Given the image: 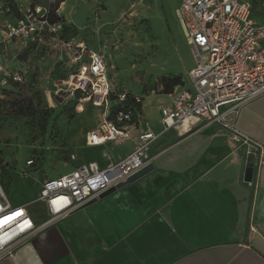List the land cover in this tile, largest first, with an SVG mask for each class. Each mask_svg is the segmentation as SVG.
Here are the masks:
<instances>
[{
  "label": "crops",
  "instance_id": "obj_1",
  "mask_svg": "<svg viewBox=\"0 0 264 264\" xmlns=\"http://www.w3.org/2000/svg\"><path fill=\"white\" fill-rule=\"evenodd\" d=\"M150 97L134 134L147 125L160 134L149 152L154 169L78 208L0 264H264V163L245 181V147L235 149L221 126L196 118L164 131L161 106L171 100L154 96L152 104ZM100 121L101 111L97 119L82 113L71 120L72 169L104 168L134 149L135 137L88 145ZM237 127L264 146V95L241 109Z\"/></svg>",
  "mask_w": 264,
  "mask_h": 264
},
{
  "label": "built area",
  "instance_id": "obj_2",
  "mask_svg": "<svg viewBox=\"0 0 264 264\" xmlns=\"http://www.w3.org/2000/svg\"><path fill=\"white\" fill-rule=\"evenodd\" d=\"M58 1L0 0V99L11 83L24 80L21 70L9 66L10 50L17 57L32 46H43L47 51L59 46L70 49L76 68L62 81L67 94L74 100L79 93L80 100L101 108V121L87 133V144L98 146L135 137L136 145L124 158L104 168L84 164L43 180L36 201L46 217L40 221L27 203L12 204L0 181V260L152 163L149 152L160 136L148 125L135 136L141 113L135 119L132 111L122 108L115 119H109L111 94L117 93L123 102L127 92H115L103 54L89 49L77 37H60L63 23L53 21L51 12V5ZM60 8L56 10L58 15ZM252 8L251 0H179L176 14L192 47L194 66L188 72L190 86L167 94L171 104L161 106V122L164 131L193 118L206 126L218 124L235 149L245 147L248 153L255 152L258 169L264 163V146L237 127L241 109L264 95V22L252 18ZM135 99L143 103L141 96ZM70 159L76 160V155L71 154ZM26 163L30 166L33 160ZM8 217L11 219L4 222ZM251 230L256 231L254 227Z\"/></svg>",
  "mask_w": 264,
  "mask_h": 264
},
{
  "label": "rangeland",
  "instance_id": "obj_3",
  "mask_svg": "<svg viewBox=\"0 0 264 264\" xmlns=\"http://www.w3.org/2000/svg\"><path fill=\"white\" fill-rule=\"evenodd\" d=\"M177 5L178 0H65L60 10L76 29L77 41L105 56L115 90L151 96L147 102L155 104L154 96L165 95L172 78L181 76L190 86L194 56ZM50 50L20 59L15 51L8 52L10 68L21 70L24 80L0 101V168L7 164L0 181L12 204L27 203L40 220L46 217L36 201L41 183L76 165L66 138L71 120L82 113L97 119L101 111L80 100L81 94L73 100L66 92L62 81L76 68L74 51L61 46ZM16 102L32 104L34 115H19ZM81 104L83 112L78 110ZM30 159L33 164L28 166Z\"/></svg>",
  "mask_w": 264,
  "mask_h": 264
},
{
  "label": "trees",
  "instance_id": "obj_4",
  "mask_svg": "<svg viewBox=\"0 0 264 264\" xmlns=\"http://www.w3.org/2000/svg\"><path fill=\"white\" fill-rule=\"evenodd\" d=\"M40 1V0H37ZM65 0H59L56 3H53L51 5V12H52V20L53 21H58V22H62L63 23V30L60 34V37L62 39H70L72 37H77L76 36V29L73 28L68 22H66L64 16L62 15H58L56 13V10L60 7L61 2H64ZM252 2V18L255 19L258 22H264V0H251ZM260 3L262 4V6L258 9L255 10V6H257V4ZM44 51L46 52L47 50L45 48H43V46H32L31 48L25 49L21 52L18 53V59L23 58L24 56H26L27 54H29V52L32 51ZM20 84V82H13L9 85L8 88H6L4 90L5 92V96L6 94H8L10 92V89L12 87H17ZM184 84V81L182 80L181 76H176L174 78H172L169 83H167L165 85V93L169 94L171 92H173L178 86H181ZM125 90H115V92H124ZM127 92V91H126ZM135 94H133L132 92H127V98L123 101L120 102L118 100V96L117 93H112L110 96L111 99V108H110V114H109V119H115L116 113L122 109L125 108L126 110H130L132 111L134 118H137V115L142 113V103L137 102L135 99ZM0 101H2V99H0ZM14 107L17 111V113L19 115H34V107L32 104L28 103L27 105L16 102L14 104ZM7 164L2 165V169L5 170L7 169ZM1 168H0V172H1ZM37 221H40L39 217L37 218Z\"/></svg>",
  "mask_w": 264,
  "mask_h": 264
},
{
  "label": "water",
  "instance_id": "obj_5",
  "mask_svg": "<svg viewBox=\"0 0 264 264\" xmlns=\"http://www.w3.org/2000/svg\"><path fill=\"white\" fill-rule=\"evenodd\" d=\"M61 15L63 16L62 13H61ZM255 155L256 154L254 151L249 152L247 159H246V164H245V168H244V180L247 182H251L253 180L254 169H255V157H256ZM154 167H155V165L153 163L148 164L147 166H145L144 168H142L141 170H139L138 172H136L135 174L130 176L127 181L121 182V183L117 184L116 186L106 190L105 192L101 193L99 195V197L88 201L87 203H85L81 207H84L88 204L94 203L97 201L98 198H103V197L111 194L112 192H114L118 188H121L128 183H132V182L138 180L139 178H141V177L145 176L146 174H148L149 172H151L154 169Z\"/></svg>",
  "mask_w": 264,
  "mask_h": 264
},
{
  "label": "bare ground",
  "instance_id": "obj_6",
  "mask_svg": "<svg viewBox=\"0 0 264 264\" xmlns=\"http://www.w3.org/2000/svg\"><path fill=\"white\" fill-rule=\"evenodd\" d=\"M83 108V106H80V107H78V110H80V109H82ZM83 110H85V108H83ZM81 111V110H80ZM194 119V118H193ZM197 120V119H196ZM198 121V120H197ZM187 128V127H186ZM183 129H184V127H183Z\"/></svg>",
  "mask_w": 264,
  "mask_h": 264
},
{
  "label": "snow or ice",
  "instance_id": "obj_7",
  "mask_svg": "<svg viewBox=\"0 0 264 264\" xmlns=\"http://www.w3.org/2000/svg\"><path fill=\"white\" fill-rule=\"evenodd\" d=\"M10 219H11V217L6 218V220H5L4 222H7V221L10 220Z\"/></svg>",
  "mask_w": 264,
  "mask_h": 264
}]
</instances>
